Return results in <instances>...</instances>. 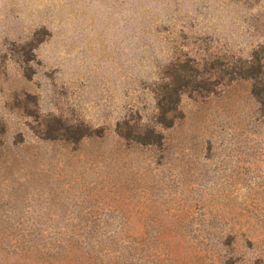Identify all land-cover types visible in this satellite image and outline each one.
<instances>
[{
    "label": "rangeland",
    "instance_id": "1",
    "mask_svg": "<svg viewBox=\"0 0 264 264\" xmlns=\"http://www.w3.org/2000/svg\"><path fill=\"white\" fill-rule=\"evenodd\" d=\"M263 46L264 0H0V264H264Z\"/></svg>",
    "mask_w": 264,
    "mask_h": 264
},
{
    "label": "trees",
    "instance_id": "2",
    "mask_svg": "<svg viewBox=\"0 0 264 264\" xmlns=\"http://www.w3.org/2000/svg\"><path fill=\"white\" fill-rule=\"evenodd\" d=\"M263 48H264V46H263ZM248 64H250V65H248ZM253 67H256V70H255L256 72L259 71L260 74L264 76V74H263L264 71L261 70L262 65H261V62H259L258 57L256 56V52H255V56H254V52H253L252 58L249 59V60H247V61H245V66H243L240 69L241 72H237V73H239L238 75L242 74V71L244 73H250L249 74V77L251 79H253V77H254L253 75H255V74H253L254 73V71L252 70ZM170 92H171V94L174 97L175 106H177L179 104V102H180V97H181V94L183 93V91L182 90H172ZM252 93L255 94L257 97H259V104L261 106V109L264 112V86L261 88V96H260V92H257V89L256 88H254V90H252ZM174 108H176V107H174ZM20 141H22V140H20ZM20 141H15L14 140L12 142V145L15 146ZM30 236H31V234H27V235L21 234V238H22V240L24 241V243L26 245L29 244V241H30V238L29 237ZM15 239H18V238H15Z\"/></svg>",
    "mask_w": 264,
    "mask_h": 264
}]
</instances>
